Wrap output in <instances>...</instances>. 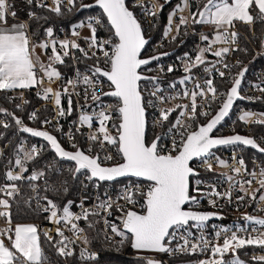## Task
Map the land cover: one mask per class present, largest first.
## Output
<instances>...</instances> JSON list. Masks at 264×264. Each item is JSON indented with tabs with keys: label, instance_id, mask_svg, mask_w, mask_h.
I'll list each match as a JSON object with an SVG mask.
<instances>
[{
	"label": "built area",
	"instance_id": "obj_1",
	"mask_svg": "<svg viewBox=\"0 0 264 264\" xmlns=\"http://www.w3.org/2000/svg\"><path fill=\"white\" fill-rule=\"evenodd\" d=\"M46 1L50 7H55L54 0ZM78 1L85 4L95 0ZM143 1L149 5L133 13L143 29H150L155 26L154 17L159 6L155 0H136L133 5ZM1 2L7 7L8 0ZM62 2L66 9L72 7V0ZM185 5L186 8L181 5L175 10L167 32L150 44L149 49L151 55L170 51L164 46L175 34L184 36L183 40L194 37V44L189 51L175 53L174 50L170 56L154 61L146 67V74L152 79L140 83L147 123L162 129L156 153L169 157L176 156L187 136L199 124L210 119L225 102L227 94L217 88V77L230 81L235 80L244 69L247 72L246 63H241L239 50L244 42L251 43V37L255 35L253 28L249 34L241 21L223 27L204 25L196 28L191 19L189 0ZM184 14L188 18H184ZM83 21V26L101 30L95 33L93 41L80 34L68 35L65 30L61 35L44 38L48 52L53 42L61 51L60 42L68 41L67 50H62L72 59L73 68L67 77L59 74L47 78L31 53L28 56L32 58L39 77L38 85L0 93V97L3 94L21 95L18 104L21 115L12 109L0 108V231L11 233L20 223H33L39 236L52 240L60 254L94 261L104 251L88 242V227L94 232L100 230L107 240L116 239L124 231L132 211L146 212V199L152 194L155 183L129 179L114 185L113 182L93 179L87 170H81L75 176V163L61 160L56 154H48L47 147L50 148V145L44 140L32 135H19L23 129H41L59 134L63 143L60 142L66 149H81L92 157L96 156L102 165L112 166L123 160L118 139L121 101L117 97L105 96L114 87L100 72L101 69L111 70L113 57L119 49V39L108 20L100 14ZM22 22L28 30V20ZM29 37L31 45L37 41L31 35ZM75 39L80 41L79 45L74 44ZM79 51L85 56L82 57ZM262 51L256 49L257 53ZM90 59L95 61L89 62ZM82 61L88 63L82 64ZM246 72L240 90L243 100L237 101L215 135L242 133L254 137L264 147V131L256 136L251 134L253 125L264 123V112L246 107L243 103L264 97V68H256L249 76ZM29 94L41 95L45 99L35 108L27 110ZM38 119L42 127L28 125L27 121ZM12 124H16L17 138L3 142L1 130L11 128ZM238 126L245 133L238 132ZM191 166L199 172L207 170L215 175L194 179L186 207L203 213H219L220 216L178 224L169 233L164 254L138 255L150 260L161 258L169 264L170 258L196 253L200 262L216 244L231 236H258L264 232V226L248 219V215L264 211V162L255 157H245L244 149L234 145L210 150L194 160ZM72 172L77 180L75 198L60 204L49 192L69 190ZM19 203L27 204L43 217L31 222L6 218L15 212ZM88 216L93 218L88 219ZM83 219L88 220L83 223ZM260 255H264L262 251L251 253L253 258ZM227 264L250 263L231 260Z\"/></svg>",
	"mask_w": 264,
	"mask_h": 264
},
{
	"label": "water",
	"instance_id": "obj_2",
	"mask_svg": "<svg viewBox=\"0 0 264 264\" xmlns=\"http://www.w3.org/2000/svg\"><path fill=\"white\" fill-rule=\"evenodd\" d=\"M93 8L103 11L119 39V49L113 57L111 70L101 69L100 72L114 87L105 96L117 97L121 101L118 139L123 160L116 165L105 166L99 163L96 156L92 157L81 149H66L52 133L41 129H28L26 132L49 144L59 159L75 163V176L81 170H87L93 179L100 182L134 178L155 183L152 194L146 199V212L142 214L132 211L124 231L131 235L132 249L164 252L168 247L166 240L169 233L176 225L220 216L219 213H203L186 207L190 200L191 178L199 174L191 166L194 160L210 150L234 145L264 153V147L252 136L242 133L215 135L237 101L243 100L240 90L246 69L234 80L223 105L187 136L176 156L158 155L156 147L160 136L149 144L146 141L147 112L140 91V83L151 80L152 76L142 73L141 69L161 57L170 56L174 50L142 56L152 38L145 36L127 0H95L82 4L78 11Z\"/></svg>",
	"mask_w": 264,
	"mask_h": 264
},
{
	"label": "trees",
	"instance_id": "obj_3",
	"mask_svg": "<svg viewBox=\"0 0 264 264\" xmlns=\"http://www.w3.org/2000/svg\"><path fill=\"white\" fill-rule=\"evenodd\" d=\"M136 0H127L128 7L135 13L136 10H140L148 6V2L143 1L139 4L133 5ZM158 3L159 11L155 15V26L150 29H144L146 37H151L152 40L145 48L142 53L143 57L150 56L152 52L149 49L150 44L155 42L160 38V36L167 32V25L171 21L172 16L177 8L181 5H185L186 0H155ZM217 1L222 3L230 2L231 0H189L190 10H191V19L194 27L202 28L203 23L199 22L197 19L199 11L204 7L210 5L211 2H215L214 7L220 5ZM72 7L66 9L62 1L54 0L55 7H50L49 3L46 0H8L7 12H6V22H22V20H28V33L34 39L40 40L46 38L47 36L61 35L63 30L66 31L68 35H73L75 26L79 21L85 20L90 16L100 14L105 20L107 19L103 11L99 8L86 9L78 11L82 3L78 0H72ZM249 11L251 14L250 21L244 22L243 28L249 32L253 28L255 35L251 37L252 41L244 42L243 47L239 50L241 57V63H246L247 66V76H249L253 70L256 68H264V11H262L255 2L251 3L249 6ZM237 22L238 20H233L232 22ZM242 22V21H241ZM213 25V24H212ZM213 26H217L215 23ZM99 29L95 28V33H98ZM112 32V30L110 29ZM184 36H179L175 34V37L170 40L168 44L164 46L167 50H175V53H180L182 51H189L190 47L194 44L195 38L189 37L188 39L183 40ZM78 41V45H79ZM256 49H263L262 53H257ZM82 57L85 55L78 52ZM62 62L57 63L56 66L59 70V74H63L64 77H67L72 71V59L70 55L62 54ZM89 62L95 61L94 59L88 60ZM88 63V62H85ZM82 61V64H85ZM148 68H142L141 72L146 74ZM172 76V75H171ZM246 76V77H247ZM234 80H224L221 77H217V88L224 92L228 93L231 85ZM2 91H0L1 93ZM27 110L35 108L40 104L45 98L41 95L29 94L28 97ZM21 95L13 94L12 96L8 94H3L0 97V108L3 110L12 109L17 115L20 114L21 106L20 104ZM246 107L252 108L257 111L264 112V97L261 100H246L243 102ZM239 104V103H238ZM28 125L35 127H42L41 121H27ZM4 129V128H3ZM2 134V141L5 142L9 138H12V141L17 138V128L16 124H12L11 128H5ZM26 129H23L19 135H29L26 132ZM238 132H243L240 127H237ZM264 131V123H258L252 126L251 134L256 136L257 133ZM162 133V129L158 127H151L148 125L146 141L151 143L156 136H159ZM245 133V132H243ZM59 140L63 143L62 138L59 134H56ZM244 149L245 157H255L262 162H264V153H259L254 149L242 145H238ZM264 146V145H263ZM47 153L55 156V153L47 147ZM215 175L213 172L207 170H201L197 176L191 178V185L195 178L201 176ZM134 178H125L116 180L113 182L114 185H119L126 180ZM77 188V180L74 179L73 172L70 174V184L69 190L66 191H52L49 194L62 204L69 198H75L74 191ZM15 212L7 215L6 218L10 220H15L19 222H31L38 219H41L43 216L35 211H32L27 204L19 203L16 204ZM92 216H88V219H92ZM88 219H83L82 222L86 223ZM88 232V242L104 251V254L98 257L94 261H83L78 258L76 255L65 256L60 254L52 240L48 239L45 236L39 237V244L42 247L41 257L39 261H30L26 259L12 244V232L4 233V243L11 250L13 254V261L8 264H151L153 260H158L160 264H167L161 258L149 259L148 257L138 255L140 253H156L162 255V252H149V251H137L131 248V235L125 231L120 232L118 237L114 240H107L103 233L98 230L94 232L92 228L87 229ZM169 241L167 238L166 242ZM262 251L264 254V243L262 244H248L242 247H238L236 251H231L224 253L223 262L220 264H227L231 260L247 261L250 264H264V255H260L257 258L251 257V253ZM237 254V255H236ZM210 255V254H209ZM208 255V256H209ZM199 257L196 253H190L183 256H176L169 259V264H199Z\"/></svg>",
	"mask_w": 264,
	"mask_h": 264
},
{
	"label": "rangeland",
	"instance_id": "obj_4",
	"mask_svg": "<svg viewBox=\"0 0 264 264\" xmlns=\"http://www.w3.org/2000/svg\"><path fill=\"white\" fill-rule=\"evenodd\" d=\"M217 3L220 4L221 2L217 1ZM214 5L215 2H211L209 6L199 11L197 20L205 26H210L214 22L212 19V14L215 9ZM183 7L186 8V5ZM184 18H188V15L184 14ZM228 22L229 21H221L215 24L218 27H223L229 25L230 22ZM83 25L84 21H79L75 26L73 35L80 34L83 38L93 41L95 37V28ZM80 27L81 29L79 31L78 28ZM0 34L2 35L0 38V79L8 77L13 83L24 81L22 85L24 87L30 88V86H36L38 80L34 71L32 58L41 66L42 72L47 78L57 77L59 75L60 72L56 64L62 62L63 57L62 53L57 49L56 43H52L49 52L47 51L48 45L46 41H44V38L35 41V43L31 45L28 30L24 22L5 23L2 25V28H0ZM74 44H78L77 39L74 40ZM60 45L64 46L67 50L68 41L62 40ZM31 53L32 58L28 56ZM27 73H29L27 78L23 80V76ZM3 202L5 203V201ZM248 219L253 223L264 226V211L250 214L248 215ZM262 243H264V232L258 236H231L225 241L216 244L210 255L199 264H220L223 262L224 253L236 251L238 247L244 245ZM151 264H160V262L158 260H153Z\"/></svg>",
	"mask_w": 264,
	"mask_h": 264
},
{
	"label": "crops",
	"instance_id": "obj_5",
	"mask_svg": "<svg viewBox=\"0 0 264 264\" xmlns=\"http://www.w3.org/2000/svg\"><path fill=\"white\" fill-rule=\"evenodd\" d=\"M253 2L256 3L258 8L264 11V0H231L230 2L216 6L212 14V19L214 20L213 24L221 21H229L231 23L236 19L248 23L251 19L249 6ZM6 12L7 8L4 3L1 2L0 28H2L3 24L8 23L6 22ZM1 34L0 38L2 36ZM62 50H66V48L62 46ZM62 50L60 52L63 54ZM28 74L29 73L23 76V80L27 78ZM36 77L39 82V77L37 75ZM23 83L24 81L13 83L8 77H3L0 79V91L27 89L28 87L22 86ZM32 87L35 86H30V88ZM3 235L4 233L0 231V264H8L13 261V254L5 245ZM39 237L38 229L33 223H20L16 231L12 232V244L26 259L30 261H39L42 252L41 245L39 244Z\"/></svg>",
	"mask_w": 264,
	"mask_h": 264
}]
</instances>
